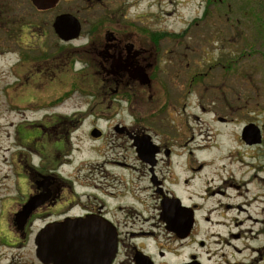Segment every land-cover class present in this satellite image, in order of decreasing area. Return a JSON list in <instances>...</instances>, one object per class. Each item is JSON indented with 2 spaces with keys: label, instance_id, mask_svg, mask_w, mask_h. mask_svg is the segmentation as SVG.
<instances>
[{
  "label": "rangeland",
  "instance_id": "1",
  "mask_svg": "<svg viewBox=\"0 0 264 264\" xmlns=\"http://www.w3.org/2000/svg\"><path fill=\"white\" fill-rule=\"evenodd\" d=\"M210 1L128 0V22L139 20L143 29L156 35V40L148 37L143 45L151 51L160 48L156 62L161 67L159 79L164 82V90L159 97L161 104L166 101L160 108L166 111L153 119L148 111L160 102L157 95L149 99L146 94L145 104L139 107L136 103L134 113L122 101L115 109H108L109 120L88 117L72 135L71 142L77 148L73 156L85 167L81 173L96 178V182L113 185L114 179L120 180V189L127 190V205L136 206L138 212L124 211L118 217L135 227H148L151 221L145 219L155 215L157 198L153 197L147 177L103 164L134 157L131 149L127 151L122 146L123 138L113 134L111 127L115 123L155 128L158 140L170 142L174 151L182 154L173 156L174 166H160L163 174H174L175 179L168 181L167 187L200 209L195 234L206 241V246L198 248L194 244L191 250L196 249L203 257L225 252L239 264H264V140L261 145L249 146L241 137L249 122L262 127L264 137V0ZM76 57L79 59L77 54ZM175 59L182 63L180 67ZM16 61L17 55L10 51L0 57V264H39L32 240L25 245L8 244L17 241L13 219L14 213L21 210L17 171L23 150L17 130L19 126L43 122L54 108L39 98L42 92L50 93L51 87H45V82L34 89L23 85L18 75L21 70L11 68ZM231 61H236L233 67L237 69L226 74L223 66ZM79 62L76 66L82 67L84 62ZM195 73L201 80L191 84ZM31 92L34 96H26ZM83 94L74 93L56 113L68 117L76 110H86L90 99ZM94 124L107 132L97 142L88 135ZM186 157L190 158V172L181 167ZM33 159L38 162V158ZM209 162L212 166L207 165ZM65 171L74 173L77 167L67 166ZM105 173L109 175L104 177ZM184 178L189 179L188 184L183 183ZM132 190L140 197H135L136 203ZM35 228L32 238L37 233ZM233 233L239 238L232 237ZM227 241L231 244L227 245Z\"/></svg>",
  "mask_w": 264,
  "mask_h": 264
},
{
  "label": "flooded vegetation",
  "instance_id": "2",
  "mask_svg": "<svg viewBox=\"0 0 264 264\" xmlns=\"http://www.w3.org/2000/svg\"><path fill=\"white\" fill-rule=\"evenodd\" d=\"M128 4V0H0V57L9 51L17 55L18 62L11 68L21 70L18 75L23 85L34 89L45 82V87H51L50 93L42 92L39 98L46 99L49 107L54 108L43 122L18 127L17 139L23 150L17 171L19 210L31 198H36L38 206L21 227L13 219L17 241L8 244L25 245L32 240L37 262L45 264L37 257L36 238L47 224L66 218L94 216L110 222L116 232L117 249L111 264H239L231 261L225 252L208 253L203 257L196 249L191 250L194 244L198 248L206 246V241L195 234L200 224V209L198 204L189 205L175 190L167 187V182L175 179L174 174L173 177L163 174L160 166H174L173 156L182 154L176 153L170 142L158 140L155 128L115 123L111 127L113 134L123 138L122 146L127 151L131 149L134 157L111 159L103 164L132 175L138 172L140 178L147 177L153 197L157 198L155 215L145 219V222L151 221L148 227H135L118 217L124 211L138 212L136 206L127 205V190L120 189L117 184L120 180L114 179L113 185L96 182V178L81 173L85 167L73 156L77 148L71 142L72 135L88 117L109 120L108 109H115L122 101L128 103L134 113L136 103L139 107L145 104L146 94L149 99L157 95L156 99L161 101L159 95L164 90V82L159 79L161 67L156 62L160 59V48L151 51L144 47L145 41L153 39V33L143 29L139 20L128 22ZM64 15L73 16L79 23V30L65 24L60 34L55 24ZM79 61L84 62L82 67L76 66ZM174 62L177 67L182 64L177 59ZM198 74L191 79L195 80ZM60 84L65 87L59 88ZM73 92H82L90 99L87 109L76 110L68 117L56 113L66 100L74 97ZM68 93L71 94L68 96ZM26 96H34V92ZM162 104L148 111L153 119L166 111L160 108ZM136 112L138 118L139 112ZM105 132L98 124L88 129L89 137L95 142L104 138ZM263 140L262 134V143ZM33 158H38V162ZM71 165H75L77 171L67 173L65 168ZM181 167L186 172L191 171L189 157L182 160ZM202 167L203 164L199 168ZM108 175L105 173L104 177ZM183 183L188 184L189 179L184 178ZM131 193L136 203L135 197H140L136 190ZM175 198L180 199L181 206L173 201ZM137 202L142 203L141 199ZM183 207L193 209L184 210ZM191 213L194 225L187 232ZM205 219L210 220L209 217ZM35 226L37 233L32 238ZM231 236L239 238L240 235L233 233ZM230 244L227 241V245Z\"/></svg>",
  "mask_w": 264,
  "mask_h": 264
},
{
  "label": "water",
  "instance_id": "3",
  "mask_svg": "<svg viewBox=\"0 0 264 264\" xmlns=\"http://www.w3.org/2000/svg\"><path fill=\"white\" fill-rule=\"evenodd\" d=\"M65 24L79 30L76 19L73 16L64 15L59 17L55 24L60 34ZM242 139L249 145L262 143L260 126L256 123L245 125L242 130ZM173 201L181 206L180 199L175 198ZM37 206L36 198H31L15 214L18 227L26 222ZM167 208L168 206H164V209ZM183 208L184 210L193 209ZM173 224L175 225V222ZM193 225L194 216L191 213L187 232L192 230ZM36 244L37 257L45 264H111L116 254L117 235L110 222L102 217L66 218L47 224L39 232Z\"/></svg>",
  "mask_w": 264,
  "mask_h": 264
},
{
  "label": "trees",
  "instance_id": "4",
  "mask_svg": "<svg viewBox=\"0 0 264 264\" xmlns=\"http://www.w3.org/2000/svg\"><path fill=\"white\" fill-rule=\"evenodd\" d=\"M209 2H211L210 0H209ZM154 40H156V35L153 33V37H152ZM243 53H244V51H243ZM245 54H247V53H245ZM234 64H236V61L233 63L232 61L229 63V64H227V65H224L223 66V68L227 71V73L226 74H228V73H233L234 72V70L235 69H237L236 67H233L234 66ZM225 71V72H226ZM227 77V76H226ZM200 80H201V77H196L195 78V80H192L191 81V84H193L194 82H200Z\"/></svg>",
  "mask_w": 264,
  "mask_h": 264
},
{
  "label": "bare ground",
  "instance_id": "5",
  "mask_svg": "<svg viewBox=\"0 0 264 264\" xmlns=\"http://www.w3.org/2000/svg\"><path fill=\"white\" fill-rule=\"evenodd\" d=\"M204 147H207V144ZM207 165L212 166V162H209Z\"/></svg>",
  "mask_w": 264,
  "mask_h": 264
}]
</instances>
